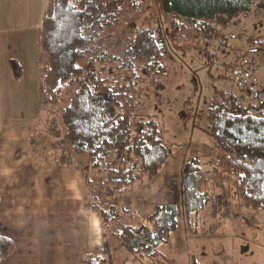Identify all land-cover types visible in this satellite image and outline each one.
Returning a JSON list of instances; mask_svg holds the SVG:
<instances>
[{
	"label": "trees",
	"instance_id": "trees-1",
	"mask_svg": "<svg viewBox=\"0 0 264 264\" xmlns=\"http://www.w3.org/2000/svg\"><path fill=\"white\" fill-rule=\"evenodd\" d=\"M148 1L48 0L39 28L43 63L39 91L43 108L51 113L65 93L71 95L58 110L66 130L53 147L70 149L68 160L75 159L81 169L88 203L104 227H110L109 235L139 260L138 264L147 258L153 264H163L157 260L163 255L160 246L181 222L183 213L178 206L156 203L147 216L152 226L134 225L124 215L128 210L113 199L127 194L140 176L156 177L171 150L160 135L159 121L146 113L141 99L144 90L167 74L165 46L151 26H122L127 16L143 10ZM259 3L264 0H159L163 13L203 32L212 22H238L253 6L258 13ZM120 31L127 35L124 44L116 42ZM259 43L258 48L252 43L253 49L264 56V40ZM12 64L20 79V63ZM249 78L241 84L239 97L216 102L205 110L207 131L214 143L182 168L183 174L192 178L183 193L186 217L215 199L212 192L199 187L204 173L201 157H210L209 163L235 177L241 205L264 211V86ZM53 129L57 138V124ZM15 248L14 239L0 235V259ZM106 254L107 249L100 248L85 262L110 264Z\"/></svg>",
	"mask_w": 264,
	"mask_h": 264
},
{
	"label": "rangeland",
	"instance_id": "rangeland-1",
	"mask_svg": "<svg viewBox=\"0 0 264 264\" xmlns=\"http://www.w3.org/2000/svg\"><path fill=\"white\" fill-rule=\"evenodd\" d=\"M254 7L238 22H212L203 32L182 25L183 20L177 16L163 13L159 0H149L143 10L131 13L122 23L123 27H153L165 46L167 74L156 85L144 90L141 99L146 113L159 121L160 135L171 147L169 158L156 177L140 176L127 194L113 198L128 210L124 215L134 225L145 223L152 226L147 216L156 203L178 206L183 213L181 222L168 234L169 240L160 246L163 255L157 260L163 264H264V211L241 205L234 188L235 177H228L209 163L210 157H201L204 173L200 177L203 184L199 182V187L212 192L214 201L191 212L189 217L184 215L182 207L184 188L192 180L183 174L182 168L187 160L200 155L206 145L214 143V137L207 131L205 110L216 102L239 97L241 84L248 77L264 86V56L252 46L255 43L258 48L259 42L264 40V3H259L258 13ZM33 30L23 37L22 42L19 39L18 45L12 40V45L19 48L25 66L20 82L14 75L16 79L13 77V83L9 84L10 90L18 92L17 96L14 95L17 102L12 105L11 115L28 114L32 102L40 103L39 74L43 63L42 68L36 70L39 37ZM126 36L120 31L116 42L124 44ZM7 47L11 52L12 47ZM14 69L18 71L10 60V74ZM70 97V93H65L59 103L52 106L54 113L46 108L41 110L33 126V145L53 149L55 140L64 135L66 129L58 110L69 102ZM10 114L3 111L2 123L9 120ZM55 124L60 130L57 138L53 129ZM67 150L71 153L69 148ZM66 155L61 153L59 158L71 157V154ZM50 157L54 159L55 153ZM101 231L105 233L101 239L103 247H93L85 252L87 254L82 253L78 264H84L85 259L100 248L107 249L105 256L110 264L139 263L129 256L116 238L109 235L110 227L103 225ZM143 264L153 263L147 258Z\"/></svg>",
	"mask_w": 264,
	"mask_h": 264
},
{
	"label": "crops",
	"instance_id": "crops-1",
	"mask_svg": "<svg viewBox=\"0 0 264 264\" xmlns=\"http://www.w3.org/2000/svg\"><path fill=\"white\" fill-rule=\"evenodd\" d=\"M47 5L48 0H0V235L16 242L14 254L0 264H78L82 253L102 246L105 235L88 203L81 169L59 158L69 153L32 144L41 98L31 103L28 114H10L18 92L9 89L14 77L9 61L20 63L22 70L25 66L12 40L18 45L33 28L39 37ZM40 59L38 46V71ZM3 111L10 114L5 123Z\"/></svg>",
	"mask_w": 264,
	"mask_h": 264
}]
</instances>
